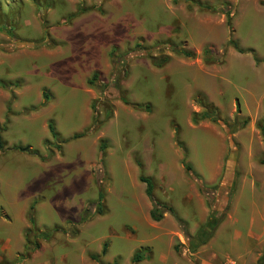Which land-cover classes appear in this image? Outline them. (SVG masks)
<instances>
[{
  "label": "rangeland",
  "instance_id": "1",
  "mask_svg": "<svg viewBox=\"0 0 264 264\" xmlns=\"http://www.w3.org/2000/svg\"><path fill=\"white\" fill-rule=\"evenodd\" d=\"M195 1L215 11L184 0H0V264H133L138 251L137 264H256L264 0ZM164 44L193 57L159 52ZM207 49L218 61L206 60ZM164 56L153 66L150 58ZM204 103L218 123L192 122ZM184 151L200 182L217 186L213 210L234 191L205 244L211 210L183 168ZM140 178L175 216L150 219ZM85 209L92 217L80 224Z\"/></svg>",
  "mask_w": 264,
  "mask_h": 264
},
{
  "label": "trees",
  "instance_id": "2",
  "mask_svg": "<svg viewBox=\"0 0 264 264\" xmlns=\"http://www.w3.org/2000/svg\"><path fill=\"white\" fill-rule=\"evenodd\" d=\"M184 1H186L188 3H192V4L196 5V6H198L200 9H205V10H208V11H215L214 8H211L208 5L202 4L201 2H198V1H195V0H184ZM224 14H225V16L227 18V21H228V24H229V17H230L229 12L226 11ZM228 44L230 46H232L239 53H244L242 50H239L237 48L236 43L233 42L232 40H229ZM135 48L137 50H139V51H144V49L140 45H136ZM165 49H168L170 52H172V53H174L176 55H181V56L186 57V58H192L193 57V54L191 52H188L186 50L180 49V48L175 47V46L170 45V44H164L163 46H159V52L160 51L162 52ZM204 54H205V56H207L206 60H209V58H210L213 61H218V59H219V55H216L210 49L205 50ZM150 60H151V62L153 64V66L162 67L169 61V57L164 56V57H161L160 59L150 58ZM255 61H256V63L259 62L257 59H255ZM96 79H97V76L94 75L92 80L95 81ZM44 98L47 99V96L44 95ZM134 108L137 109V110H143V111H146V112L149 109V107H147V106H145V107L134 106ZM202 108H203V112L198 114V115H195L192 118V122L193 123L197 124V123H199L201 121H208V122L216 124V123L219 122V116H218L217 111H216V109L214 107H212L209 104H205L204 103L202 105ZM246 124H247V121L244 120L240 124L235 125L233 128H231V133H235V132L243 129L246 126ZM48 130H49L51 138L52 139H57V134H56V132L54 130V127H53V125L51 123L48 124ZM260 131H261L262 135L264 136V126L263 125L260 127ZM1 148H2V142H1V137H0V149ZM103 149H104V147L102 146L101 147V151ZM17 150L21 151V152H28L29 148L28 147H24V148L17 147ZM33 154H35V153L33 152ZM185 155H186V152L184 151L183 168H184L185 172L188 174V176L192 180H194L196 182L199 194H201L202 196H204L206 198V201L208 203V207L211 210L209 218H208V220L206 222V227H208L210 233H209L207 239L203 243V244H205V242L209 238H211V236L215 232L216 228L224 220L225 215H226V213H227V211L229 209V205H230V202H231V198L233 197L234 191L232 190V191H230V193H228L227 203H226V206L224 207L222 212L219 213L217 210H213L212 209V199H211V197H209V193L210 192L214 193L216 191V189H217V186H213V187L204 186L200 182L199 176L193 171L192 167L185 163ZM260 164L264 165V160H262ZM97 180L99 182L100 178L98 177ZM139 180H140L141 183L145 184V195H146V197L148 198V200L152 204V208H151V210L149 212L150 219L153 222H160L163 219V216H164L165 213H170L172 216H175L174 211L171 208L163 206V205H161V204H159V203L154 201V199H153V183H152V181L150 179H146V178H140ZM102 199H103V194H102L101 191H99L98 198H97V209H96V212L99 215L102 213V209H101ZM33 207H34V202L31 204V206L29 208L28 221L30 222V224L34 223L32 215H31V212L33 211ZM91 217H92V213H90L88 209H85L83 211V215H82V217L80 219V222H81L80 224H84ZM176 221H177L178 225L180 226V228L182 229V231L184 232V235H186L184 223H182V221L180 219H178L177 217H176ZM72 234L74 235V234H76V232L75 233L73 232ZM106 250H107V245L103 244L102 247H101L100 255L104 256L105 253H106ZM144 257L145 256L141 253V251H138L137 253H135L133 255L132 263L133 264L140 263L141 261L144 260ZM91 258L94 259L95 257L92 256ZM256 264H264V250H263L262 254L260 255V257L257 259Z\"/></svg>",
  "mask_w": 264,
  "mask_h": 264
},
{
  "label": "crops",
  "instance_id": "3",
  "mask_svg": "<svg viewBox=\"0 0 264 264\" xmlns=\"http://www.w3.org/2000/svg\"><path fill=\"white\" fill-rule=\"evenodd\" d=\"M149 212H150V211H149ZM261 212H264V208H263V210H262ZM260 216H261V215H260ZM254 223H255V221H254V219H252V221H251V225H253ZM236 235L238 236V234H236ZM261 254H262V253H261ZM259 257H260V255H259ZM259 257H258V258H259ZM258 258H257V259H258ZM257 259H256V261H257Z\"/></svg>",
  "mask_w": 264,
  "mask_h": 264
}]
</instances>
